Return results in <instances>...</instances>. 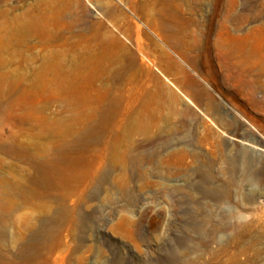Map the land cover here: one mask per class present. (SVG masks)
I'll return each mask as SVG.
<instances>
[{"label":"rangeland","instance_id":"rangeland-1","mask_svg":"<svg viewBox=\"0 0 264 264\" xmlns=\"http://www.w3.org/2000/svg\"><path fill=\"white\" fill-rule=\"evenodd\" d=\"M199 1L0 0V34L16 18L44 23L12 35L29 45L14 46L13 67L31 76L25 59L35 66L44 51L82 50L96 62L75 93L103 108L102 77L115 100L114 131L83 145L77 162L81 173L101 155L115 164L51 185L36 201L46 210L20 203L8 229L13 253L59 211L39 240L54 245L40 264H264V110L253 102L264 90L238 93L231 59L215 49L228 3L247 28L264 20V0H219L212 21L215 0ZM14 97L2 107L0 143L14 129ZM61 110L57 100L47 111ZM32 173L0 149V176L28 187Z\"/></svg>","mask_w":264,"mask_h":264},{"label":"bare ground","instance_id":"bare-ground-1","mask_svg":"<svg viewBox=\"0 0 264 264\" xmlns=\"http://www.w3.org/2000/svg\"><path fill=\"white\" fill-rule=\"evenodd\" d=\"M218 1L215 0L211 21L214 16L221 14ZM195 3L199 4L200 1L195 0ZM235 7L236 3H228L222 12L218 30L221 40L215 43V49L226 59H231L230 67L238 93L253 95L257 89L264 90V20L243 28L249 18L243 12H235ZM35 24L44 25L37 16L27 21L16 18L13 26L3 28L0 34V120L3 118L2 107L8 104L9 99L15 96L13 99L18 102V110L9 117L14 129L9 130L6 142L0 143V149L33 168V173L26 177L28 187L9 180L3 174L0 176V264H40L42 256L54 247L49 242L41 245L39 240L48 241L50 222L57 218L59 211L40 218L38 227L20 245L19 250L15 253L11 251L12 237L8 229L14 222L13 215L20 203H32L46 210V203L36 201L50 198L51 185H63L76 175L95 178L115 164L113 155H101L100 165L94 170L81 173L78 169L77 162L83 158L82 146L102 141L104 135L113 132L115 127V100L107 97L111 87L102 77H98L96 87L106 96L103 108L88 101L84 91L75 93V88L83 87L80 82L85 74H93L90 67L95 61L93 54L86 55L82 50L74 54L44 51L35 66L31 65L34 58L24 60L25 65L32 70L31 76L23 69L17 70L12 66L14 46H29L26 37L12 35ZM211 30L212 26L208 32ZM57 100L62 103V110L50 116L47 110ZM253 102L264 110V102L254 98ZM69 110L72 111L70 115L63 113ZM137 128L146 127L139 125ZM127 135L128 132L123 134ZM260 150L264 152V148ZM71 153H76L78 157ZM18 232H22L20 228Z\"/></svg>","mask_w":264,"mask_h":264}]
</instances>
